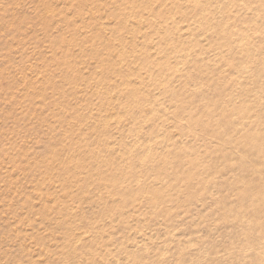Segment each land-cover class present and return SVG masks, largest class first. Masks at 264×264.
<instances>
[{
    "label": "rangeland",
    "instance_id": "1",
    "mask_svg": "<svg viewBox=\"0 0 264 264\" xmlns=\"http://www.w3.org/2000/svg\"><path fill=\"white\" fill-rule=\"evenodd\" d=\"M264 0H0V264H264Z\"/></svg>",
    "mask_w": 264,
    "mask_h": 264
},
{
    "label": "bare ground",
    "instance_id": "2",
    "mask_svg": "<svg viewBox=\"0 0 264 264\" xmlns=\"http://www.w3.org/2000/svg\"><path fill=\"white\" fill-rule=\"evenodd\" d=\"M260 197H263V198H261V201L259 202L260 204H262V202L264 200V195L263 196L260 195Z\"/></svg>",
    "mask_w": 264,
    "mask_h": 264
}]
</instances>
